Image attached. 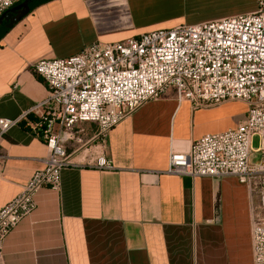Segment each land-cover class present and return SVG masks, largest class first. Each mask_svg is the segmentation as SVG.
<instances>
[{"label": "crops", "instance_id": "crops-1", "mask_svg": "<svg viewBox=\"0 0 264 264\" xmlns=\"http://www.w3.org/2000/svg\"><path fill=\"white\" fill-rule=\"evenodd\" d=\"M254 10L255 0H50L10 28L2 21L0 118L23 116L26 129L19 124L0 139V208L48 155L29 120L46 97L33 64ZM246 111L234 101L193 109L167 90L114 126L104 145L65 142L70 166L58 191L37 193L35 211L6 237L0 264H253L245 188L232 177L167 173L171 153L236 128ZM79 128L84 141L97 131L90 123ZM100 157L111 169L94 167Z\"/></svg>", "mask_w": 264, "mask_h": 264}, {"label": "built area", "instance_id": "built-area-1", "mask_svg": "<svg viewBox=\"0 0 264 264\" xmlns=\"http://www.w3.org/2000/svg\"><path fill=\"white\" fill-rule=\"evenodd\" d=\"M22 1L0 0V15ZM255 7L249 14L93 43L71 57L33 64L46 97L30 113L32 130L48 155L43 168L0 208V254L6 237L35 211L37 193L58 191L60 172L70 166L65 142L80 148L93 140L104 145L114 126L172 90L193 109L233 101L246 105L236 128L205 135L187 152L171 153L167 173L236 179L250 202L252 263L264 264V0H255ZM22 119L0 118V139ZM84 123L96 126L91 141L81 137ZM94 167L111 169L104 157Z\"/></svg>", "mask_w": 264, "mask_h": 264}, {"label": "water", "instance_id": "water-1", "mask_svg": "<svg viewBox=\"0 0 264 264\" xmlns=\"http://www.w3.org/2000/svg\"><path fill=\"white\" fill-rule=\"evenodd\" d=\"M29 0H23L20 4L8 9L0 15V25L2 21L6 22V28H10L14 25L17 20H20L28 13V4Z\"/></svg>", "mask_w": 264, "mask_h": 264}, {"label": "trees", "instance_id": "trees-1", "mask_svg": "<svg viewBox=\"0 0 264 264\" xmlns=\"http://www.w3.org/2000/svg\"><path fill=\"white\" fill-rule=\"evenodd\" d=\"M50 0H29L28 4H27V8H28V13L30 11H32L35 7L39 6L40 4H43L45 2H48ZM7 30L0 25V37L2 36L3 33H5ZM29 120L34 122V118L32 116H29ZM20 125L26 129V127L23 125L22 122H20Z\"/></svg>", "mask_w": 264, "mask_h": 264}, {"label": "rangeland", "instance_id": "rangeland-1", "mask_svg": "<svg viewBox=\"0 0 264 264\" xmlns=\"http://www.w3.org/2000/svg\"><path fill=\"white\" fill-rule=\"evenodd\" d=\"M255 8H256V7H255ZM253 144H254V147H255V146H256V139L254 140V143H253Z\"/></svg>", "mask_w": 264, "mask_h": 264}]
</instances>
